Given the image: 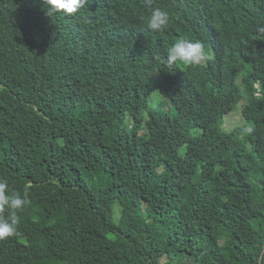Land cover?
Returning a JSON list of instances; mask_svg holds the SVG:
<instances>
[{"label":"trees","instance_id":"1","mask_svg":"<svg viewBox=\"0 0 264 264\" xmlns=\"http://www.w3.org/2000/svg\"><path fill=\"white\" fill-rule=\"evenodd\" d=\"M150 7L169 12L163 31ZM261 29L264 0H85L50 17L0 0V179L29 190L0 264H264ZM181 39L209 58L168 65ZM155 83L175 117L150 104ZM240 104L245 126L223 130Z\"/></svg>","mask_w":264,"mask_h":264},{"label":"clouds","instance_id":"2","mask_svg":"<svg viewBox=\"0 0 264 264\" xmlns=\"http://www.w3.org/2000/svg\"><path fill=\"white\" fill-rule=\"evenodd\" d=\"M151 0H149L150 4ZM85 0H43L44 11L47 16L56 13L75 15L84 7ZM147 27L154 31H163L168 27L170 14L160 7H150L145 17ZM264 31V29H261ZM204 45L181 39L167 48L166 62L168 65L188 67L199 65L208 59ZM29 190L25 187L23 194L9 189L8 182L0 179V239L16 235L20 222L18 213L29 203ZM5 213H7L5 215Z\"/></svg>","mask_w":264,"mask_h":264},{"label":"rangeland","instance_id":"3","mask_svg":"<svg viewBox=\"0 0 264 264\" xmlns=\"http://www.w3.org/2000/svg\"><path fill=\"white\" fill-rule=\"evenodd\" d=\"M160 103H164L166 107H164L170 114L175 117L176 110L167 103L165 96L161 92V87H159L156 83L153 86L152 93L150 95V104L151 105H158ZM242 104L238 105L236 109H234L230 114H227L223 121V130L225 131H233L235 128L244 127L245 121L242 117ZM119 216V210L116 212V217ZM241 236L244 241H250L253 238V230L248 228L244 231H241ZM201 242L205 246V248H209L211 246V241L207 238V236H203L200 238ZM240 250L239 246L231 247L229 250V257L228 261H230L236 253Z\"/></svg>","mask_w":264,"mask_h":264}]
</instances>
